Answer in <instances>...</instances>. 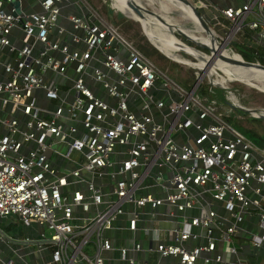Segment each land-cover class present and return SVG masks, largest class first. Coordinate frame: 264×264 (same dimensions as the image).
<instances>
[{
  "label": "built area",
  "instance_id": "obj_1",
  "mask_svg": "<svg viewBox=\"0 0 264 264\" xmlns=\"http://www.w3.org/2000/svg\"><path fill=\"white\" fill-rule=\"evenodd\" d=\"M10 1L0 0V218L42 230L33 239L0 229L13 253L4 259L0 247V264H153L139 252L154 264H257L224 254L241 251L234 239L250 208L258 231L247 243L264 247V148L194 96L206 71L182 87L87 0H34L37 11L19 0L18 14ZM219 12L230 25L213 32L218 43L246 35L264 56V0ZM117 229L129 234L114 245L106 233Z\"/></svg>",
  "mask_w": 264,
  "mask_h": 264
},
{
  "label": "rangeland",
  "instance_id": "obj_2",
  "mask_svg": "<svg viewBox=\"0 0 264 264\" xmlns=\"http://www.w3.org/2000/svg\"><path fill=\"white\" fill-rule=\"evenodd\" d=\"M92 6H94L99 14H101L106 19L112 21L118 30L122 33V35L131 41L137 48L149 56L158 67L163 69L176 83L181 85L182 87L188 89V86H192L197 81L196 76L197 74H201L205 71V68L198 67L200 64V60L198 61L193 56L178 52L177 59L173 56H169L162 51H159L154 46V42L150 41L147 35L144 33L142 26L139 21L134 20L125 9L121 6V4L117 0H87ZM158 0H151L149 3L150 9H154L160 15L162 11L159 9ZM146 0H143L142 4L145 5ZM110 8V15L108 14L107 10ZM190 8V7H189ZM191 9V8H190ZM192 10V9H191ZM120 11L126 14L129 17L124 15L118 16ZM193 12V11H192ZM164 19L170 23H176L177 26L181 27L185 32L191 34L194 37H197L199 41L210 45L209 42L203 41L202 37L209 38L210 37L205 33L200 31H188V29H194L195 24L191 22L189 19L182 17V13L180 9H176L172 7L166 13L164 12ZM194 14V13H193ZM155 17H147L146 19H151ZM168 18V19H167ZM157 20V19H156ZM158 21V20H157ZM168 37L167 44L169 48L175 52L178 48L174 45V39H178L181 43L186 44L188 48H191L194 52L199 53L202 51L207 57L210 55V51L198 47L194 43L188 41L184 37L178 35L177 33H171L166 25H163ZM184 27V28H183ZM194 27V28H193ZM146 28V27H145ZM147 34L150 36L152 35V31L148 28L145 29ZM175 37V38H174ZM217 38V37H216ZM173 41V42H172ZM220 41L218 44H221ZM232 41H230L231 43ZM230 43L226 46L227 52L230 55L237 54L242 59V55L237 52L240 51V48L235 49L229 48ZM219 48V47H218ZM188 50V49H187ZM237 50V51H236ZM260 55L257 57V61L264 65V56L261 53V50H258ZM180 56V57H179ZM245 60V59H244ZM213 64H211L204 73L202 80L200 82L199 87L196 89L194 96L198 99L202 100L208 106H210L215 112L222 115L224 120L229 123L232 127L236 128L240 131L245 137H247L251 142L264 148V117L261 118L259 115L264 116V91H261L257 86H251L249 84L243 83L237 80H229L226 74L214 68ZM232 65V64H231ZM233 66V65H232ZM242 69V68H239ZM243 70V69H242ZM224 79L223 81H218V79ZM219 88V89H217ZM221 89L224 92H221ZM134 100H139V97H134ZM238 107H243L245 109H250V112H256L257 115L253 116L250 112H243L238 109ZM193 133L192 128L189 130ZM150 183V182H149ZM164 209L161 207L158 209V212H162ZM1 222V221H0ZM3 223V222H2ZM16 230L21 232L20 238H23L25 235V229H20L19 222L15 221L11 224ZM33 236H37V233L42 230L40 227L37 228L33 226L32 228ZM46 234L48 231L46 230ZM142 240H147V235L144 233L141 234L140 237ZM248 242V241H247ZM25 251H28L27 249ZM105 256H110L108 252H104ZM242 254L238 255V258H242ZM233 257V255H232ZM22 258L27 260V256L23 255ZM251 260H254L257 264H264V260L255 257H250Z\"/></svg>",
  "mask_w": 264,
  "mask_h": 264
},
{
  "label": "crops",
  "instance_id": "obj_3",
  "mask_svg": "<svg viewBox=\"0 0 264 264\" xmlns=\"http://www.w3.org/2000/svg\"><path fill=\"white\" fill-rule=\"evenodd\" d=\"M21 1H22V6H24L27 11H37V10L40 9L38 1H34V0H21ZM110 1L112 2V0H110ZM137 1L141 2V3L143 2V0H137ZM190 1L193 3V5L197 9L200 10V12L202 14V17L207 21V23L210 26V28L217 35L222 34L223 32H226L229 29V25H230L229 22L220 14L219 9H223V8L229 7V6L238 7V6H241L242 4H244L246 2V0H190ZM145 6L148 8L149 7V3L145 2ZM109 10H110V8L107 10V12H108L109 16H111ZM71 12L79 13V10L77 8H74V7H72V8L71 7H67V8H64L62 10L63 15H66L67 13H71ZM121 15L129 17L126 14H124L123 12L120 11V14H118V16H121ZM187 19H189L191 22H193V24H195V28L193 27L194 29H188L187 28V30L189 32L190 31H194L195 32V31H200L201 30V28L197 24L196 17H194L192 15H189ZM58 23L60 25L65 26V27H68V28L70 27L69 23L62 16L60 17ZM62 38L64 40H69L68 35H66V36H64ZM202 38H203V41H206V42L210 43V39L209 38H205V37H202ZM233 42L240 43V44H243L245 46H248L249 44H253V43H251V41L248 39V37L246 35L240 36L238 34L235 35L234 40H232V42L230 43L229 48H231V49L233 48L231 46ZM218 50H219L220 53L225 52L228 55V52L226 50H222L220 47L218 48ZM233 56L236 57V58L238 57L237 54H234ZM233 67L234 68H238V67H235L234 65H233ZM91 85H93L94 88L98 89V85H95L93 83H91ZM98 94L101 96L103 93L101 91H98ZM156 98L166 100V96L163 93H159ZM105 100L107 102L111 103V104H113V101H114L110 97H105ZM132 110H134L136 113H138V111H139L138 107H132ZM153 113H154L155 120H158L159 119V115H158L157 111H153ZM188 133H189V135H193L196 132L193 130V133H191L190 131H188ZM173 138L176 141H178V142H186V140H187V136L185 134H183V133H175ZM57 148L59 150H61V151H63L65 149V147L63 145H61V144H59L57 146ZM53 165L56 166V167H59V168L60 167H66V168L67 167L68 168L72 167V163L71 162L67 161L66 159H63V158L61 159V158H58V157H55L53 159ZM152 191L155 194H157V195H162V193L157 188H152ZM262 193L264 195V186H262ZM214 208L218 211V213L220 215L223 214V211H222V209H221V207H220V205L218 203H215ZM188 213H191V211H189ZM256 213L257 212H256V210L254 208H250L249 212L244 215L243 221L239 224V227L241 228V233L239 234V236L235 237L234 240H235V243L240 245L241 248H242L241 251L238 253V255L239 254L243 255L242 258L251 259L250 257H255V258H259L260 257L261 259L264 260V247L252 248L247 243L248 234L258 231V217H257ZM0 221H1L0 222V229H2L7 235H9L11 237H18V236L21 235V232L19 230H16L13 227H11V224H13L15 222L11 217L0 218ZM120 225H123V223H119V226ZM19 226L21 227L20 229H22V230L25 229V235L24 236H28V237L33 238V239H37L38 233H37V236H33L32 229H31L32 226L25 227V226H22L21 224H19ZM217 233L218 232L216 231V234ZM106 234L111 236L113 238V244L117 245L119 243V240L123 239V238H127L129 233L126 230L117 229L115 231L114 230L107 231ZM141 234H142L141 231L140 232L138 231L136 233V235H139V237H141ZM125 241H126L127 244L130 243L129 240H125ZM201 241H202V239H201ZM0 247H1V252H2L1 254L3 255L4 259H6L8 257H11L13 255L11 249L8 248L5 245V243L2 242L0 244ZM221 249H222V244L218 243L217 250L220 251ZM27 250L30 251L31 247L27 248ZM109 254L110 255H116L115 251H114V253L109 252ZM30 255H31L32 259H34V257L37 256L34 253H30ZM238 255L237 256H233V257H232V255H230V256L227 257V254H224L225 258L228 259V260H231V261H235L238 258ZM137 256L139 258H144V259L151 260V262L153 264L155 263V261H153V260H155V258H157V256L155 254L149 255V254H147L145 252H139L137 254ZM16 260H18V258H16ZM37 260L42 262V263L48 261L49 260V253L47 251L42 252L40 257H38ZM171 262H172L171 258L161 259L158 264H172ZM221 264H225V263H221Z\"/></svg>",
  "mask_w": 264,
  "mask_h": 264
},
{
  "label": "water",
  "instance_id": "obj_4",
  "mask_svg": "<svg viewBox=\"0 0 264 264\" xmlns=\"http://www.w3.org/2000/svg\"><path fill=\"white\" fill-rule=\"evenodd\" d=\"M177 1L182 2L184 5H187L192 9L196 17L197 24L201 28V31L205 32L210 37V45L203 43L202 41H199L197 37H194L191 34L185 32L181 27L177 26V24L165 21L162 15L156 12L153 8L152 9L147 8L145 5H143L141 2H138L137 0H128L127 5L130 7L132 12L137 15L138 18H133V19L138 20L140 22L144 33L147 35L150 41H154L156 39V36H153V35L149 36L145 30L146 29L145 21L148 16L155 17L159 23L166 25L167 29L171 33L173 34L177 33L178 35L184 37L185 39L194 43L198 47H201L203 49L210 51V55L209 56L207 55L206 57V55L202 53V51L198 50L199 53H196V52L194 53L186 49V44H183L180 42L174 43V45L178 48L180 52L189 54L193 56L195 59H197L198 61L201 60V61H204L206 64H210V62H212L213 59L217 56L219 59L226 61L229 64L241 66L246 69H260L264 72V65L258 64L256 62L244 60L240 56L239 58H236L233 55H224L223 53H218V47H220L222 50H226V44L224 43L218 44V40L215 37L213 30L210 28L207 21L202 17L200 10L197 9L190 0H177ZM10 3L15 8L14 14H18L20 12L19 0H11ZM238 109L243 112L251 111L250 109H245L243 107H238ZM250 113L253 115L254 114L257 115V113L253 111ZM259 116L262 118L264 117L263 115H259Z\"/></svg>",
  "mask_w": 264,
  "mask_h": 264
},
{
  "label": "bare ground",
  "instance_id": "obj_5",
  "mask_svg": "<svg viewBox=\"0 0 264 264\" xmlns=\"http://www.w3.org/2000/svg\"><path fill=\"white\" fill-rule=\"evenodd\" d=\"M117 1L121 4V6L125 9V11L131 17L138 18L137 15L134 14L132 12V10L130 9V7L127 5L128 0H117ZM150 1L151 0H147V2H150ZM157 2L159 3V9L162 11L161 15L163 18L165 17L163 13L164 12L167 13L169 11V9H171L172 7L176 8V9H180L181 13L183 15L182 17H184L186 19L188 18L189 15H192L195 17V15L193 14V12L189 8V6L184 5L182 2H179L177 0H158ZM145 27L152 31L153 36H156V39L154 41H152L155 44L154 46H157L158 50L164 52L165 54H167L169 56H173L175 59H177V53L179 52V50L173 52L169 48V46L167 44L168 37L166 35L167 33L163 27V24L159 23L156 19L151 18V19H146ZM164 33H166V34H164ZM174 41L180 42L176 38L174 39ZM187 49L189 51L194 52L191 48H187ZM218 53H220L219 50H218ZM211 64H213L212 65L213 69L216 68V69L223 71L229 80L234 79V80L249 84L251 86H255V87L257 86L261 91H264V72L262 70H260V69H246V68H244L242 70L239 68H234L231 64L220 60L217 56L213 59L212 62H210V64H206L204 61H201L198 67H200V68L204 67L205 71H206V70H208L207 68ZM223 80H224L223 78L218 79V81H223Z\"/></svg>",
  "mask_w": 264,
  "mask_h": 264
},
{
  "label": "trees",
  "instance_id": "obj_6",
  "mask_svg": "<svg viewBox=\"0 0 264 264\" xmlns=\"http://www.w3.org/2000/svg\"><path fill=\"white\" fill-rule=\"evenodd\" d=\"M232 45H233V47H234L235 49L240 48V51H237V50H236V51L239 52L245 60H247V61H251V62L256 61L258 55H255L254 52H255V50H256V51L259 50V48L248 47V46H245V45H243V44L236 43V42H233ZM222 53H223L224 55H227L225 52H222ZM144 54H145V53H144ZM228 55H230V54L228 53ZM237 58H239V56H238ZM220 60H221V59H220ZM222 61H223V60H222ZM234 66H235V67H238V68H242V69H244V67H241V66H237V65H234ZM190 88H191V86L189 85V86H188V89H190ZM217 89H219V88H217ZM220 90H221L222 93L224 92L223 89L220 88Z\"/></svg>",
  "mask_w": 264,
  "mask_h": 264
}]
</instances>
